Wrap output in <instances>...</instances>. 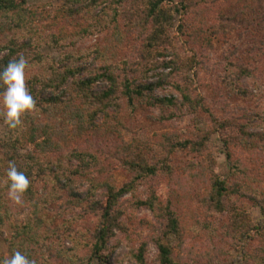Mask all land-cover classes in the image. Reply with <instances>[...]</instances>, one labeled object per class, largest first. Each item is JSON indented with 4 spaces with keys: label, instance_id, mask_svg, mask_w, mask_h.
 <instances>
[{
    "label": "trees",
    "instance_id": "1",
    "mask_svg": "<svg viewBox=\"0 0 264 264\" xmlns=\"http://www.w3.org/2000/svg\"><path fill=\"white\" fill-rule=\"evenodd\" d=\"M194 1L198 4L207 0ZM25 3V0H0V68L23 55L28 60L26 86L36 101L35 109L22 117V124L18 128L9 129L5 125L7 130L0 133V232L7 219L16 215L7 194L8 162L13 161L30 180L20 203L27 205V219L12 226L14 241L9 256L20 251L34 264H40L29 253V245L35 244L44 254L41 264H93L95 259L105 264L104 252L110 250L108 243L116 229L120 228L119 221L123 215L117 207L118 200L125 193L135 191L139 181L160 172L169 173L174 168L173 155L182 149H190L202 156V162L197 165L203 170V180L207 181L203 195L205 210L226 213L227 222L240 224L235 225L236 233H233L227 222L224 223V236L230 240L233 236L245 239L251 230H255L254 234L262 240L263 253L255 255L254 264H264V186H256L249 168L239 160L231 161L229 151L231 145L246 146L249 142L263 152L264 159V131H249L251 125L257 126L254 119L238 116L219 121L210 113L208 126L189 137L166 134L154 142L140 141L135 137L131 143L120 139L122 129L136 124L135 112L143 102L159 108L162 114L170 107L187 108L192 113H208L203 98L194 93L182 76L196 60L180 52L179 38L171 35L174 30L172 20L175 15H179L177 33L189 37L186 17H183L195 3L184 0H64L59 9L63 25L56 34L42 33L34 23L36 11L27 9ZM242 15L247 17V31L260 39L264 33V7L249 6L246 11L240 9L231 16L235 20ZM78 19L87 21L86 27L67 34L64 28L69 24L76 25ZM103 29L116 42L124 41L132 32L137 33L142 41L139 60L122 59L114 46H80L82 35ZM43 45L56 49L59 57L43 54L40 51ZM166 57L170 59L165 60ZM168 67L170 70L158 74L157 80L142 81L149 72ZM247 71L245 67H240L238 72L241 76H249ZM164 85L171 86L180 98L154 96L153 90ZM232 92L234 96L240 97L251 94L241 87H233ZM38 110L46 113L59 110L65 124L57 126L50 122L35 121L32 112ZM0 121L4 122L3 119ZM93 129L97 132L105 129L117 134L114 154L130 172L129 179L121 187L116 188L113 184L111 168L103 167L97 159V142L92 141L89 146L82 147L76 141L77 137ZM214 132L219 134L226 146V156L231 162L229 175L225 179L212 173L206 178L205 174L206 168L210 170L211 161L207 139ZM38 136L42 140L37 141ZM73 140L77 143L67 147L68 141ZM27 142L34 144L35 150L21 154L19 150ZM91 147L94 150H90ZM56 153L62 157L59 158ZM37 180L46 188L41 194L34 190ZM239 195L248 197L253 205H261L263 219L259 225L252 224L246 205L236 204L235 198ZM56 201H60V205L58 209H53ZM74 205L84 206V213L97 220L90 245L78 241L82 236L80 232L76 244L67 246V242L76 240L71 221H64L60 228L50 226L49 213L60 215ZM137 205L146 207L159 218L160 227L154 228L149 239L157 245L158 263L181 264V257H175L170 246L159 243L158 232L163 236L171 232L179 234L182 239L184 236L181 218L172 212L170 200L167 199L163 204L150 194L144 200H137ZM206 226L211 231L206 230L208 235H204L209 241L204 253L214 251L211 258L206 260L208 264H214L216 254L221 253L222 244L217 245V237L213 239L217 235L215 226H209L208 223ZM63 231L64 236L60 234ZM147 244V241L140 242L136 249L125 254L124 260L144 264ZM113 250L110 253L113 254ZM199 255L203 256V253ZM8 257L0 255V259Z\"/></svg>",
    "mask_w": 264,
    "mask_h": 264
},
{
    "label": "rangeland",
    "instance_id": "2",
    "mask_svg": "<svg viewBox=\"0 0 264 264\" xmlns=\"http://www.w3.org/2000/svg\"><path fill=\"white\" fill-rule=\"evenodd\" d=\"M25 1L27 9L36 11L37 16L34 23L42 33L56 34L60 30L59 27L63 25V20L59 9L64 0ZM184 1L191 4L195 3L183 17H186V28L190 31L189 37L177 33L179 15H175L172 20L174 30L170 32L172 36L175 35L179 38L176 39L180 41V52L196 60L195 64L193 63L192 67L186 70L182 76L185 82L192 87L194 93H198L203 98L208 113L202 111L192 113L187 108L170 107L165 109L164 114H162L159 108L143 102L136 109L134 127L130 126L131 128L121 130L120 139L125 143H131L135 137L140 141L151 140L154 142L166 134L181 138L189 137L208 126L211 120L210 113L219 121L231 120L238 116L254 119L257 126L251 125L249 131H264V33L260 39L254 37L252 33L247 31L249 25L246 16H239L235 20L233 19L234 16H231L240 9L246 11L249 6L264 7V0H207L198 4L194 0ZM76 21V25L69 24L64 28L67 34L86 27L87 21L84 19ZM191 26L195 29H191ZM194 34L195 36H193ZM82 36L79 44L83 48L96 45L114 46L115 52L122 59L139 60L138 53L142 41L135 32L130 33L129 37L122 42L112 40L111 34L106 29L85 33ZM40 51L54 58L59 57L56 49H50L46 45L41 46ZM164 59L169 60L170 57ZM240 67L248 69L249 76H241L238 72ZM169 70L168 67L151 71L146 79L142 78V81H155L158 79V74L167 73ZM233 87H241L246 93L251 94L246 97L234 96ZM153 94L156 97L180 98L179 94L173 91L169 85L155 88ZM32 113L35 121L50 122L57 126L65 124L59 110L49 113L38 110ZM2 119L3 117L0 116V120ZM6 130L4 122L0 121V133ZM104 131L106 130L97 132L93 129L84 136L77 137L76 141L82 147L89 146L92 141L97 142L95 146L97 159L100 160L103 167L111 168V180L118 188L129 179L130 172L123 167L114 154V140L117 138V134ZM40 140L42 138L38 136L37 141ZM76 141H68L67 147H72L77 143ZM26 144L24 148L19 150L21 154L35 150L34 144L31 142ZM247 144L246 146L244 144L231 145L229 149L231 161L239 160L240 163L247 166L251 176L255 178L254 184L264 186L263 152L250 145L249 142ZM207 149L210 152L211 161L210 170L206 168V178L211 173L220 179L227 178L230 171L229 163L231 162L227 159L226 146L217 132L211 134L207 139ZM90 150H94V148L91 147ZM56 155L59 158L62 157L60 153H56ZM201 157L197 151L180 150L177 155L172 157L174 159L173 170L169 173L160 172L156 176L139 181L135 191L125 193L118 200L117 207L123 215L119 221L120 228L116 229L114 237L108 243L110 250L114 249L113 254L110 253V250L104 252L105 264H135L124 260V257L127 252L136 249L142 241L148 243L144 264H159L157 245L149 240L155 230L154 228L160 227L159 218H156L146 207L137 205V200H144L150 194L155 195L158 201L163 204L166 203L167 199L170 200L172 212L181 218L183 239L179 237V234L172 232L168 233L167 236L158 232L159 243L170 246L175 257H181V264H208L206 260L211 258L214 251L204 253L209 242L204 235H208L206 230L211 231L207 228V223L209 226H215L217 235L213 239L217 237V245L222 244L221 248L219 247L221 253L216 254L217 257L213 260L214 264H254L255 255L260 256L263 253L262 240L254 234L255 230H251L249 237L247 236L245 239L233 236L230 240L224 236V225L227 224L231 227V231L236 233L235 225L240 224L235 221L232 223L228 221V223L226 213L220 214L205 210L203 195L207 188V181L203 180L201 176L203 170L197 165L201 161ZM45 189L43 183L37 180L34 185L36 193L41 194ZM235 200L237 205H246L252 224L259 225L261 223L263 212L260 204L253 205L248 197L241 195L237 196ZM9 204L16 211V215L9 217L1 228L0 255L4 257L9 256L10 247L14 241L12 226L25 222L28 213L25 203L20 205L9 199ZM59 205L60 201H56L53 209H58ZM84 208V206L74 205L60 215L58 213L48 214L51 218L52 225L50 226L52 228L55 226L60 228L66 220L72 222V226L75 228L73 237L76 240L73 243L67 242L69 247L76 244L80 232L82 236L78 241L91 244V235L94 233L97 220L91 218L90 214L84 213ZM64 233L65 231L60 234L64 236ZM77 246L80 245L77 244ZM29 247L31 257L41 264L43 261L41 257L44 256L42 250L35 244L29 245ZM214 250L216 251V248ZM200 253H203V256H200ZM99 261L95 259L93 264H104Z\"/></svg>",
    "mask_w": 264,
    "mask_h": 264
},
{
    "label": "clouds",
    "instance_id": "3",
    "mask_svg": "<svg viewBox=\"0 0 264 264\" xmlns=\"http://www.w3.org/2000/svg\"><path fill=\"white\" fill-rule=\"evenodd\" d=\"M28 60L20 55L0 68V116L9 129L22 124V117L35 109L36 101L26 86ZM30 185L28 176L18 170L13 161L8 162L6 187L9 199L20 204ZM0 264H34L20 251L13 252L8 258L0 259Z\"/></svg>",
    "mask_w": 264,
    "mask_h": 264
}]
</instances>
